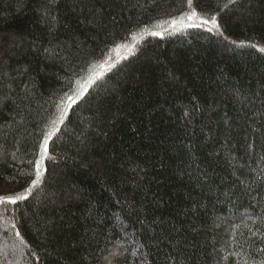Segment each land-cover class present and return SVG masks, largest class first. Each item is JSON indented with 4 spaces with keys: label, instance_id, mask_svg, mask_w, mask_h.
<instances>
[{
    "label": "trees",
    "instance_id": "trees-1",
    "mask_svg": "<svg viewBox=\"0 0 264 264\" xmlns=\"http://www.w3.org/2000/svg\"><path fill=\"white\" fill-rule=\"evenodd\" d=\"M0 197V264H264V0H0Z\"/></svg>",
    "mask_w": 264,
    "mask_h": 264
},
{
    "label": "rangeland",
    "instance_id": "rangeland-1",
    "mask_svg": "<svg viewBox=\"0 0 264 264\" xmlns=\"http://www.w3.org/2000/svg\"><path fill=\"white\" fill-rule=\"evenodd\" d=\"M193 18L195 19L196 17L194 16ZM182 25H184V24H182ZM135 38H136V36H134L132 41H135L134 40ZM132 43L134 44L135 42H131L130 44L119 46L116 49L117 60H119L120 58H123L124 56H126L130 52L131 48L133 47ZM135 45H136V43H135ZM110 65H112V64H110ZM107 68H109V64L106 65L105 69H107Z\"/></svg>",
    "mask_w": 264,
    "mask_h": 264
},
{
    "label": "snow or ice",
    "instance_id": "snow-or-ice-1",
    "mask_svg": "<svg viewBox=\"0 0 264 264\" xmlns=\"http://www.w3.org/2000/svg\"><path fill=\"white\" fill-rule=\"evenodd\" d=\"M189 4H191V0H189ZM205 23H207V21H205ZM47 150L46 145H45V151ZM37 175H39V173H37ZM35 181H33V185H35ZM5 198L4 197H0V202H4ZM12 203H15L14 200L11 201Z\"/></svg>",
    "mask_w": 264,
    "mask_h": 264
}]
</instances>
